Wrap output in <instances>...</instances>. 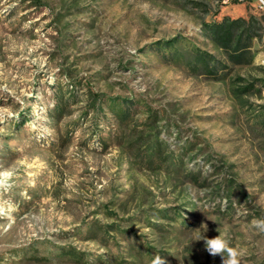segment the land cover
Instances as JSON below:
<instances>
[{
  "label": "rangeland",
  "instance_id": "1",
  "mask_svg": "<svg viewBox=\"0 0 264 264\" xmlns=\"http://www.w3.org/2000/svg\"><path fill=\"white\" fill-rule=\"evenodd\" d=\"M262 217L257 0H0V264H264Z\"/></svg>",
  "mask_w": 264,
  "mask_h": 264
},
{
  "label": "clouds",
  "instance_id": "2",
  "mask_svg": "<svg viewBox=\"0 0 264 264\" xmlns=\"http://www.w3.org/2000/svg\"><path fill=\"white\" fill-rule=\"evenodd\" d=\"M252 226L260 233H264V217L252 221ZM197 240H203L205 249L211 256H220L222 264H241L242 252L239 248L230 245L229 241L222 235L213 238L204 237L202 234ZM151 264H167L165 258L159 253L153 256Z\"/></svg>",
  "mask_w": 264,
  "mask_h": 264
},
{
  "label": "trees",
  "instance_id": "3",
  "mask_svg": "<svg viewBox=\"0 0 264 264\" xmlns=\"http://www.w3.org/2000/svg\"><path fill=\"white\" fill-rule=\"evenodd\" d=\"M238 20L233 21L232 25L230 27H227L224 25V27H221L219 31L216 32V40L217 42L223 43L224 47L226 48L227 52H230L231 47L233 43L235 42V37L232 33L233 26H235V23H237ZM176 39L172 38L170 40H167L165 42V45L167 48H171L175 45ZM245 47H243L239 42H236L235 48L233 52H230L231 57H235L239 52L243 51ZM200 62L202 66L208 71L212 69L211 63H212V56L205 55V54H198L196 57L195 62H191L190 65H195V63Z\"/></svg>",
  "mask_w": 264,
  "mask_h": 264
},
{
  "label": "built area",
  "instance_id": "4",
  "mask_svg": "<svg viewBox=\"0 0 264 264\" xmlns=\"http://www.w3.org/2000/svg\"><path fill=\"white\" fill-rule=\"evenodd\" d=\"M225 1L244 2L247 0H225ZM257 2L259 3V6L264 10V0H257Z\"/></svg>",
  "mask_w": 264,
  "mask_h": 264
}]
</instances>
